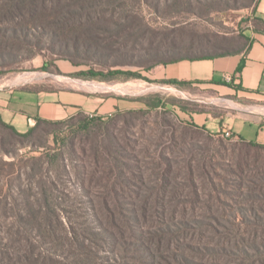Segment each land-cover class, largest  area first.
Listing matches in <instances>:
<instances>
[{"label": "rangeland", "instance_id": "obj_1", "mask_svg": "<svg viewBox=\"0 0 264 264\" xmlns=\"http://www.w3.org/2000/svg\"><path fill=\"white\" fill-rule=\"evenodd\" d=\"M26 1L45 3L49 23L0 39V88L80 89L129 102L43 123L27 146L0 127V264L8 255L27 264L22 240L36 264H85V252L92 264H125L142 241L159 264H178L173 255L185 264H264V148L210 131L218 129L211 122L210 130L191 126L183 112L235 113L237 99L176 89L143 67L241 46L259 0ZM27 2L0 0V16L15 3L29 17ZM88 3L95 8L81 7ZM65 17V29L53 22ZM65 60L76 72L54 67ZM89 70L105 76L79 75ZM98 217L124 248L98 235Z\"/></svg>", "mask_w": 264, "mask_h": 264}, {"label": "crops", "instance_id": "obj_2", "mask_svg": "<svg viewBox=\"0 0 264 264\" xmlns=\"http://www.w3.org/2000/svg\"><path fill=\"white\" fill-rule=\"evenodd\" d=\"M252 20L249 28L239 33L238 38L243 41L241 46L233 48L227 45L220 49L232 50L230 54L182 58L155 65L146 72L150 79L168 83L185 92L192 88L215 90L227 97L224 99L236 98L239 106L233 107L237 111L235 113L183 112L190 122L206 130H210L208 125L211 122L218 125V129L210 131L222 133L231 130L237 139L264 144V0L258 1ZM54 67L63 74L76 72L75 64L66 60L63 64L55 62ZM96 92L94 95L80 89L53 90L27 84L0 88V114L4 121L25 132L37 118L55 121L80 112L98 115L128 107L127 99L98 96ZM224 106L231 107L227 103Z\"/></svg>", "mask_w": 264, "mask_h": 264}, {"label": "trees", "instance_id": "obj_3", "mask_svg": "<svg viewBox=\"0 0 264 264\" xmlns=\"http://www.w3.org/2000/svg\"><path fill=\"white\" fill-rule=\"evenodd\" d=\"M8 2H12V0H7ZM19 1L20 3L22 2H27L26 0H17ZM29 3L28 5V9H27V15L29 17H26L24 12H21L19 13L18 10H20V5L19 4H15L13 3L12 4V10H5L7 13H8V16H5V17H1L0 16V24L3 25L5 24L4 22H7V23H11V22H14V20L17 19V17L19 16H22L24 19L22 20H26V21H16V23H19L21 24L20 27H17V26H13V27H0V39H2V41H5V42H8V41H12L13 39H18L20 38V35L21 34V31L22 32H25V33H28L30 32V26L28 25V23H33L35 24V27L38 28L41 24V26L39 28H42V23L45 22V23H49L48 21H46L44 18H43V14H44V10L46 8V5L45 3H43L40 7L37 5V2L36 1H30V2H27ZM95 5V4H94ZM94 5L91 3H88L87 5H82L81 7L85 8V9H88V8H95ZM92 6V7H91ZM96 6V5H95ZM43 10V12H42ZM17 12L19 15H17ZM25 18H28V19H25ZM52 22V21H51ZM53 22H56V24H61L63 26V28L65 29V26L69 24L70 22V17H65L63 20H57V21H53ZM23 24H26V25H23ZM116 25H120L119 24H116ZM20 40V39H19ZM27 44L29 45H33L32 43H28ZM232 53V50H223L221 52H216V53H207V54H202V53H199V54H190V53H186V54H182V53H179L177 56H173V57H170V58H166V59H158L156 62H154V64H152L151 66L149 67H145L143 66L144 68H146V70L148 69H151L152 67H154L155 65H158V64H166V63H169L171 61H174V60H179V59H182V58H190V59H196V58H203V57H207V56H210V55H227V54H230ZM4 54H1L0 53V57L3 58ZM43 69L44 70H48L49 69V65H48V62H45L44 65H43ZM127 74V75H136L138 76V74H135V73H132V72H124V71H112L111 74ZM79 75H83L85 77H99V76H102L104 75L103 72H99V71H95V70H89V71H86V72H82V73H79ZM105 76V75H104ZM174 83V82H172ZM90 120H99L98 118L96 119H90ZM52 121L50 120H44V119H41V118H37L36 119V122L33 126H30L29 129L25 132H20L14 125H12L11 123H7L6 121H4V119L2 118L1 114H0V127L2 128H5V129H8L10 131V135L13 139L15 140H18L20 142H22V146H27L29 144V142H26L27 140L25 139H28L30 136L33 135V133L41 126V124L43 123H51ZM190 125L191 126H195L197 127V125H194L192 122H190ZM23 140V141H22ZM241 141L243 142H246L248 143L249 145L251 146H255V147H261V148H264V144H260V143H256V142H253V141H246L244 139H240ZM98 221H99V217H98ZM100 226V230H99V233L98 235H107L108 234V237L110 239V243L114 246V247H118V246H123V248L125 247L124 244H122L119 240L117 241V238H115L114 236V233L113 231H111L112 229L109 228V227H102V222L99 221L98 222ZM99 228V227H97ZM138 230V229H137ZM140 230V229H139ZM140 232L143 233V231L140 230ZM103 238V237H101ZM114 239L115 242L112 240ZM107 240V239H106ZM117 241V242H116ZM124 243H126V240H123ZM139 244V243H138ZM20 245L22 246H19V251L22 250V253H20L19 255L21 256H24L25 257V262L27 264H36V259L35 257H33V255L31 256V253L34 252L33 248H32V244L30 242H24L23 240L21 241ZM141 246V247H140ZM21 248V249H20ZM26 249V250H25ZM143 250H146L145 253H143L142 251ZM137 252H141V253H137ZM85 257H84V262L85 264H92L90 263L91 262V259L90 257L87 258V256L89 255V252H85ZM27 255V257H26ZM20 256L17 257V258H14V260H19L20 261ZM117 256L119 257L118 253H117ZM126 256V254H122L121 257L124 258ZM175 261H177L178 264H185V262L183 261V259H187L186 257L182 256V260L177 257V255H173L172 256ZM4 258H7V255L4 257ZM8 260L7 263L8 264H13L12 261H13V258L12 257H9L8 255ZM87 258V259H86ZM129 258L132 259L133 261L132 262H129V261H125V264H159L157 259H156V256H155V253H153L152 249H148V247L146 248V245L144 244V242L142 241L141 244H139L136 248V251H133L132 253V256L129 255ZM117 264V263H116Z\"/></svg>", "mask_w": 264, "mask_h": 264}, {"label": "built area", "instance_id": "obj_4", "mask_svg": "<svg viewBox=\"0 0 264 264\" xmlns=\"http://www.w3.org/2000/svg\"><path fill=\"white\" fill-rule=\"evenodd\" d=\"M90 116L93 117L94 115L91 114ZM221 135H222L223 137H227V138H236V137L234 136V134L232 133L231 130L223 131V132L221 133Z\"/></svg>", "mask_w": 264, "mask_h": 264}]
</instances>
